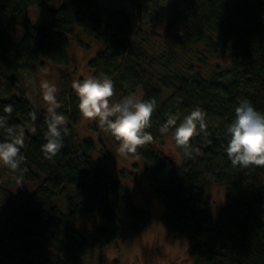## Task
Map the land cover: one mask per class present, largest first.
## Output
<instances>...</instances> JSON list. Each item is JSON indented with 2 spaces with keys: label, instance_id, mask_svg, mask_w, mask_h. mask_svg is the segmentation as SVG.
Returning <instances> with one entry per match:
<instances>
[{
  "label": "trees",
  "instance_id": "obj_1",
  "mask_svg": "<svg viewBox=\"0 0 264 264\" xmlns=\"http://www.w3.org/2000/svg\"><path fill=\"white\" fill-rule=\"evenodd\" d=\"M129 1L133 11L128 14L108 9L109 18L123 32L118 34L103 22L98 0H0V10L22 32L16 43L0 22V89L4 82L15 84L17 74L34 73L42 60L48 61L59 68L57 100L61 107L57 111L68 118L70 129L63 137L64 147L51 160L46 159L41 146L46 143L47 113L32 107L23 81L9 97L0 96V116L7 115L4 107L11 104L14 111L7 123L17 132L24 130L21 168L26 167L27 172L21 175L7 169L14 179L37 185L0 225V262L81 264L94 248L103 249L118 240L125 217L137 224L149 218L145 209L133 206L120 181L105 182L108 173L92 160L93 140H77L74 127L81 114L72 88L73 72L67 66V49L68 37L78 26L98 47L87 63L91 76L103 73L114 81L111 100L117 103L140 88L143 100L156 101L152 126L147 129L153 142L129 155L160 174L162 180L153 196L163 204L161 219L189 242L192 263L264 264V167L233 166L225 152L230 139L227 127L239 102L246 98L264 113V0H174L163 5L166 0ZM32 7L39 14L37 24L25 14ZM148 11L172 13L171 18L157 23L172 45L202 43L215 58L230 55L233 65L216 67V72L206 77L193 71V64L187 67L189 75L172 70L170 55H151L142 45L137 25L139 16ZM186 26L193 31L179 35ZM197 107L206 113L207 128L192 138L190 155L174 141L184 159L177 175L173 159L154 146L163 142L167 133L174 135L175 126L161 131L169 112L185 117ZM33 111L35 122L28 115ZM7 139L0 129V142ZM203 177L223 187L232 201L216 219L205 209L194 207L192 192ZM63 197L64 206L58 203ZM95 209L102 226L94 233L84 235L71 226L70 219ZM129 230L136 234L138 227Z\"/></svg>",
  "mask_w": 264,
  "mask_h": 264
},
{
  "label": "rangeland",
  "instance_id": "obj_2",
  "mask_svg": "<svg viewBox=\"0 0 264 264\" xmlns=\"http://www.w3.org/2000/svg\"><path fill=\"white\" fill-rule=\"evenodd\" d=\"M101 5L100 16L112 32L123 33L119 30V25L109 18L108 9H116L128 14L133 11V5L129 0H98ZM174 0H166L161 3H172ZM31 18L32 24L39 22V14L36 7L25 11ZM172 13L161 12L157 14L153 11L143 13L139 16L137 28L141 31L143 47L152 54H168L172 57L171 69L182 71L189 75L188 65L193 64V71L199 72L203 76H211L219 69L230 68L234 63V58L230 55L213 57L203 49L202 43L179 42L171 44L165 37L164 30L158 26L159 20L171 18ZM0 22L4 26L5 32L18 43L22 38L21 29L14 24L5 13L0 10ZM193 31L192 27L186 26L179 31V35H185ZM140 39V38H139ZM97 44L89 34L84 33L76 26L74 35L68 37V68L73 72L75 80H83L91 76L88 68V60L95 56ZM42 66H38L34 73L17 74L15 84L4 82L0 89L1 97H9L15 92V87H19L23 81L27 98L35 110L47 113L49 105L43 100L41 82L48 81L56 85L59 90L58 67L53 66L48 61H43ZM130 95V94H129ZM131 95H137L142 99L141 89L136 88ZM123 98V97H122ZM110 103H116L110 100ZM169 115L178 116V124L182 122V116L174 112ZM94 128H90V126ZM77 140H93L95 151L92 153L94 160L103 170L108 173L106 183L110 180L121 182L124 191L128 194L130 202L135 208H143L148 213L149 218L143 223H136L129 217L124 218V227L121 229L120 237L103 249L94 248L81 264H194L190 255L191 245L184 236L179 235L169 227L161 216L164 213L163 204L157 201L153 192L158 183L162 180L160 174L144 162L131 155H123L119 152V146L114 139H111L100 129L98 121H88L80 116V121L75 125ZM174 135L167 133L163 142H157L155 149L164 155H169L175 164L177 175L181 171V164L184 162L174 143ZM264 185V176L262 178ZM37 185L35 183H25L14 179L6 166L0 164V225L10 219V216L20 208L29 197L30 193ZM194 207L205 209L216 219L218 212L223 207L232 204L229 197L225 195L223 187L215 185L213 180L203 177L197 185V189L192 192ZM66 197L58 203L64 206ZM264 206V205H263ZM71 226L79 229L84 235L92 234L102 226L98 209L93 213L75 216L70 219ZM137 225L138 232L132 234L130 228ZM24 252L21 249V254ZM15 253L19 251L15 250ZM0 264H3L0 262Z\"/></svg>",
  "mask_w": 264,
  "mask_h": 264
},
{
  "label": "clouds",
  "instance_id": "obj_3",
  "mask_svg": "<svg viewBox=\"0 0 264 264\" xmlns=\"http://www.w3.org/2000/svg\"><path fill=\"white\" fill-rule=\"evenodd\" d=\"M40 87L43 100L49 105L45 118L46 143L41 146V151L46 159L51 160L64 147L63 137L70 129L67 127L68 118L57 111L61 104L57 100L56 85L43 81ZM72 88L78 97V109L82 117L88 121H98L102 129L119 142L121 154H135L138 148L153 142V135L147 129L151 128L152 117L157 109L155 99L143 100L130 94L117 103H110L114 96L115 84L103 73L100 77L88 76L83 80H75L72 82ZM13 111V106L8 104L4 107V113L7 115L0 116V129H3L8 137L4 142H0V164L23 175L27 172L26 167L21 168L25 161V157L21 155L24 130L21 128L17 132L8 125V118ZM28 115L35 122L36 112H30ZM177 120V115H169L167 124L161 131L167 132L169 126H175L176 145L190 155L188 150L191 148L192 138L206 131V113L197 107L186 115L178 126ZM227 134L230 139L225 152L233 166L264 167V113L256 110L248 99L239 102L235 109V118L227 127Z\"/></svg>",
  "mask_w": 264,
  "mask_h": 264
}]
</instances>
